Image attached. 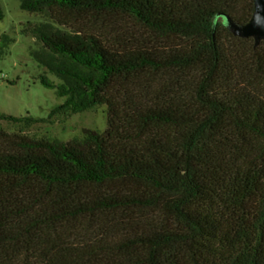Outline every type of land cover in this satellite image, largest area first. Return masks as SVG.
I'll list each match as a JSON object with an SVG mask.
<instances>
[{"label":"trees","instance_id":"obj_1","mask_svg":"<svg viewBox=\"0 0 264 264\" xmlns=\"http://www.w3.org/2000/svg\"><path fill=\"white\" fill-rule=\"evenodd\" d=\"M54 8L120 13L155 39L180 43L168 54L119 51L94 37L36 31L39 81L62 100L51 116L106 106L108 127L40 143L0 125V249L58 248L45 264H264V41L256 46L231 26L251 19L253 1H21L24 11ZM13 43L1 35L0 61ZM151 70L177 72L187 96L170 111L123 114L124 84ZM11 144L47 153L2 149ZM110 183L131 190L103 195ZM109 223L130 237L89 240ZM69 240L92 248L69 249ZM100 254L124 260L85 259Z\"/></svg>","mask_w":264,"mask_h":264},{"label":"rangeland","instance_id":"obj_2","mask_svg":"<svg viewBox=\"0 0 264 264\" xmlns=\"http://www.w3.org/2000/svg\"><path fill=\"white\" fill-rule=\"evenodd\" d=\"M5 18L0 21V37L7 33L14 39L8 56L0 61V115H12L22 118L18 124L0 119L1 128L8 134H19L35 142L43 140L67 143L84 137V130L104 132L107 125V107L97 106L70 116L53 115L54 107L61 103L53 91L45 88L39 81L45 70L37 65L30 56V49H42L43 44L36 35L38 29L65 34L76 39L94 37L112 50H148L157 54H168L178 41L158 40L143 26L134 20L116 12L75 13L60 9H45L29 12L21 9L22 0H0ZM55 80L53 76H49ZM184 78L174 70H151L139 72L124 84L123 114L134 112L170 111L173 101L187 96ZM187 98V97H186ZM8 153L27 154L33 149L36 154H46L44 145H36L22 151L17 145L3 147ZM100 191L105 194L128 195L130 187L119 183H110ZM112 223L91 231L89 240L99 238L110 244L130 237L122 230H112ZM69 249H83L89 252L92 247L87 241L77 243L69 240ZM94 248V247H93ZM76 249V250H77ZM79 250V251H80ZM58 248L45 246H23L0 249V264H45L55 257ZM87 260H124L120 255L103 254L85 258Z\"/></svg>","mask_w":264,"mask_h":264},{"label":"water","instance_id":"obj_3","mask_svg":"<svg viewBox=\"0 0 264 264\" xmlns=\"http://www.w3.org/2000/svg\"><path fill=\"white\" fill-rule=\"evenodd\" d=\"M254 12L251 19L243 25L231 23L232 32L240 38H253L258 46L264 41V0H252Z\"/></svg>","mask_w":264,"mask_h":264}]
</instances>
